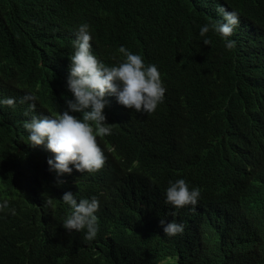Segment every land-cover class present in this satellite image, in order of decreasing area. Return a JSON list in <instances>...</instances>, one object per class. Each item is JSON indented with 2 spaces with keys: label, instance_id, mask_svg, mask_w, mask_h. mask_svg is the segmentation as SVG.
<instances>
[{
  "label": "trees",
  "instance_id": "1",
  "mask_svg": "<svg viewBox=\"0 0 264 264\" xmlns=\"http://www.w3.org/2000/svg\"><path fill=\"white\" fill-rule=\"evenodd\" d=\"M218 5L240 16L231 50L211 30L210 45L199 35L221 19ZM82 23L100 60L122 61L123 45L157 65L167 91L148 114L106 105L104 167L73 169L59 183L47 165L53 154L29 144L23 124L71 99L68 44ZM26 93L35 113L20 103ZM7 97L16 105L0 104V202L15 214L0 212V264H264V0H0ZM180 178L200 189L195 211L166 203ZM68 191L99 198L94 240L63 228ZM160 219L184 232L167 236Z\"/></svg>",
  "mask_w": 264,
  "mask_h": 264
},
{
  "label": "clouds",
  "instance_id": "2",
  "mask_svg": "<svg viewBox=\"0 0 264 264\" xmlns=\"http://www.w3.org/2000/svg\"><path fill=\"white\" fill-rule=\"evenodd\" d=\"M217 11L221 19L200 26L199 35L205 37L203 44L210 45L206 34L211 30L220 35L225 47L231 50L235 47V40L230 37L240 24V16L238 12L228 11L222 5H218ZM68 46L74 50L69 59L66 81L71 99L66 98L65 107L55 115L32 114L23 124L28 132L29 144L34 147L44 145L53 154L47 160V165L59 183H63L59 178L71 174L73 169L94 173L104 167L107 157L97 137L112 133V124L105 122L106 105L118 102L137 113L148 114L163 103L167 91L157 65L146 64L140 54L129 51L123 45L119 48L124 57L122 61L107 65L100 60L96 56L95 37L87 23L79 25L75 39ZM68 53L67 49L65 57ZM36 99L34 93H26L20 103H27L28 109L35 113ZM0 104L15 107L16 99L7 97L0 100ZM25 115L28 116L29 112L26 111ZM200 195L198 187L190 188L186 180L180 178L169 182L165 200L174 209L191 205V210L195 211ZM60 200L70 209V215L63 221V228L76 233L86 230V238L94 240L99 232V198L77 199L76 195L68 191ZM5 210L15 214V209L9 208L7 200L0 202V212ZM172 215H175V211ZM159 223L163 233L169 237L184 232V223L166 219H160Z\"/></svg>",
  "mask_w": 264,
  "mask_h": 264
}]
</instances>
